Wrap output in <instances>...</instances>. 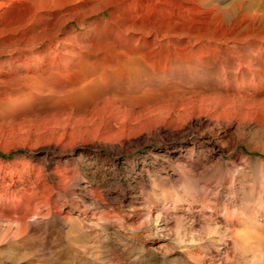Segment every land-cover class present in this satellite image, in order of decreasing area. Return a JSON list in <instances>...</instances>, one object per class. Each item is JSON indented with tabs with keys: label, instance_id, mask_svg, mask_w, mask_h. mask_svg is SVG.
I'll list each match as a JSON object with an SVG mask.
<instances>
[{
	"label": "rangeland",
	"instance_id": "374dc122",
	"mask_svg": "<svg viewBox=\"0 0 264 264\" xmlns=\"http://www.w3.org/2000/svg\"><path fill=\"white\" fill-rule=\"evenodd\" d=\"M220 1L200 0L205 7ZM232 6L216 16L222 32L236 28L245 12L241 3ZM82 7L68 22L67 12L60 13L54 24L60 37L71 34V47L80 55L66 71L43 73L36 66L39 78L6 83L0 75V183L24 192L33 188L14 193L28 197L23 205H6L22 209L19 215L40 209L28 230L0 218V264H264V22L236 28L239 37L256 38L234 51L219 44L216 54L197 55L177 48L176 41L152 47L129 36L141 30L208 34L216 30L212 21L182 31L178 21L167 27L124 20L119 9L114 17L83 16ZM5 32L0 72L9 60L5 52L23 46V37L31 40L28 47L36 45L31 30L15 35L13 44L7 41L12 31ZM115 49L152 54L154 60L139 72L119 69L114 60L91 64ZM240 58L251 61L252 71L236 72ZM213 92L227 110L201 124L204 117L191 98ZM120 104L124 112L114 110ZM180 104L176 123L165 128ZM133 114L154 130H135L128 144L121 134L95 138L102 125L129 121ZM28 122H69L76 134L54 146L36 140L25 145ZM51 184L58 191L44 190ZM192 199L195 205L187 207Z\"/></svg>",
	"mask_w": 264,
	"mask_h": 264
},
{
	"label": "bare ground",
	"instance_id": "6f19581e",
	"mask_svg": "<svg viewBox=\"0 0 264 264\" xmlns=\"http://www.w3.org/2000/svg\"><path fill=\"white\" fill-rule=\"evenodd\" d=\"M233 3L234 5L241 3L242 8L245 10L242 18L238 20V24L235 26L236 28H240L241 26L243 27L245 24H258L259 22H264V0H221L220 3L211 2L210 6L208 7L203 6L200 0H0V32L6 33L5 31H7V33H10L9 31H12L11 36L8 35L10 37L7 39V41L10 44H13L16 39L15 37H17L15 35H18V33H21L25 30H31L34 33L32 36L36 38L34 41L36 44L35 47H28V44L31 40L28 41L27 37H23V39L21 38L22 40L20 39L23 46L10 49L5 52L9 55V60L7 63L8 67L6 64L2 63L0 75L4 78V83H6V81L13 82V80H17L20 77L32 79L30 81H33V78H39V76H42L43 74H36V71L34 70L36 66L43 67V73L61 74L62 72L66 71L67 68L70 67V64L74 62L77 57H80V55H78V51L76 49L71 47L69 42L70 38L72 37L71 34L69 33L65 37H60V31L55 30L54 24L60 17L59 14L64 11H66L68 15L66 18L67 22L74 19L77 16L75 8L78 5L83 6V16H89L93 13H101L106 15V13L109 12L110 17H114L116 11L115 9H119L123 14L122 16L124 20L137 19L141 21L142 19L149 23L160 22L166 26L167 22L175 23V21H178L181 23L178 26L182 31L184 27H195L196 29L198 25L206 24L212 21L213 24H215L216 30L208 34H189L184 32L180 33L178 31L177 34L164 35L160 34V32L153 33L141 30L139 33L136 32L137 34L130 35L129 41L135 39L138 41H145L150 43L149 46L152 47L162 43L172 44L176 41L177 48H181L183 51L195 49L194 51L197 55L203 54L204 50L205 52L209 51L210 53L215 50L216 54V48L220 44L226 49V51L228 50L231 52L234 51L233 49L238 47L241 43H245L244 41L248 43V41H253L256 38L253 36H244L245 38H241L242 36L239 37L238 33L236 34V28H233L232 30L229 29L227 32L218 30L220 27L219 18L221 15L216 17L217 14H221L223 10L229 11L231 7H233ZM250 12H252L251 15ZM134 28L135 27H133V29ZM49 31L54 32L49 36ZM252 38L254 39L252 40ZM259 39L264 40V36ZM251 44H253V42ZM97 57L96 60L94 59V61L91 62L92 65L114 60L119 69L124 67L125 69H129L132 72L147 70L148 63H152V60H154L152 54L151 56H144L141 54L136 55V52L128 49H115L109 54L102 55L98 58ZM250 62L246 59L240 58L237 64L238 67L236 72L242 73L243 67H246L249 71H252L253 68ZM123 73L126 74L124 70ZM226 85L229 86V83L227 82ZM220 89H224V87H221ZM235 89L239 91V87H236ZM203 93H200L198 96L195 95L191 98L196 105L195 107L197 108V115L204 117L203 119H200L201 124L204 122H210L212 120H219L220 113H223L227 110L226 107H223L222 104H219L217 97L220 98V96L217 92L205 95H203ZM215 99L217 101L213 105L209 104L210 102L205 104V101H214ZM181 104L176 106V108L173 110L174 115L172 114V116H168L166 118L168 124L164 126L165 128L170 129L176 123L177 118L180 116V112L184 108V105ZM124 106L126 105H116L114 110L116 112H124ZM55 116L56 115H54V117ZM235 120H238V122L241 121V119L237 118V116L235 117ZM31 123L28 122V124L25 126V135L23 137V142L25 145H29L33 140H36V142H48V144L53 143L54 146V144L57 145L64 143L66 140L73 138L76 134L74 126L69 122V124L67 123L66 125H60V123L52 122L49 123L51 125H45L41 127L33 126ZM137 129H140L142 133H149L154 130V125L150 124V126L146 128L143 124H140L139 118L135 117L133 114L129 121L122 120L121 118L120 121L116 120L102 125L98 129L95 138H97L98 141H106L121 134L123 141L128 144L134 136V131ZM83 136L84 135H81L80 137ZM5 185L3 182L0 183V201L1 199L4 201L3 206L1 203L0 218L16 220L21 224L23 230H28L30 227L29 218L32 215L37 214V211L40 209H37V211H34L36 207L34 209H27V211L25 210L26 212H24L25 214L19 215L22 213V209L18 208V211L16 209H8L6 202L12 201L17 207L23 205V199H25L27 196L22 194L19 197L14 193H29L31 190L33 191V188H30L24 192L17 190V188L14 186L11 187L7 186V184ZM58 189L54 184L44 187V190H49L52 192L55 190L58 191ZM196 195H201L204 197V199H206L208 196L207 193H196ZM192 200L186 202L187 207L192 208L195 205V201L197 199H194L193 201ZM54 211L57 212V215H61V210L54 207Z\"/></svg>",
	"mask_w": 264,
	"mask_h": 264
}]
</instances>
